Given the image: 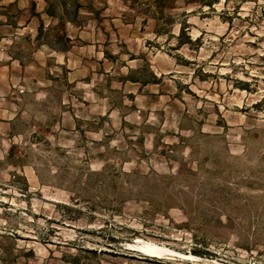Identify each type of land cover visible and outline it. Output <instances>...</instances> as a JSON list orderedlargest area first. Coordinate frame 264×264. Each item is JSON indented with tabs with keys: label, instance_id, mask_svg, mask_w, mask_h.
Masks as SVG:
<instances>
[{
	"label": "rangeland",
	"instance_id": "374dc122",
	"mask_svg": "<svg viewBox=\"0 0 264 264\" xmlns=\"http://www.w3.org/2000/svg\"><path fill=\"white\" fill-rule=\"evenodd\" d=\"M78 1L0 53V264H264V0Z\"/></svg>",
	"mask_w": 264,
	"mask_h": 264
},
{
	"label": "crops",
	"instance_id": "0c3cea01",
	"mask_svg": "<svg viewBox=\"0 0 264 264\" xmlns=\"http://www.w3.org/2000/svg\"><path fill=\"white\" fill-rule=\"evenodd\" d=\"M51 3H53V0H0V5H14L21 11L20 14H26L27 16L26 20L22 22L21 18L18 16L13 17L0 12V25L9 26L15 31L10 33V37H0V51H3L0 53H3L5 59H7L6 62L2 64L3 66L6 65L7 69L15 65L16 60L18 61L15 55V47L12 45L19 41V33H21L19 31L25 33L24 39H31L37 44L40 42V30L42 29V32L43 30H47V24L43 22V19L45 17L50 19L53 18V15L47 12ZM20 26L22 28H20ZM7 43L8 46H5ZM3 59V56H0V61H3Z\"/></svg>",
	"mask_w": 264,
	"mask_h": 264
},
{
	"label": "bare ground",
	"instance_id": "6f19581e",
	"mask_svg": "<svg viewBox=\"0 0 264 264\" xmlns=\"http://www.w3.org/2000/svg\"><path fill=\"white\" fill-rule=\"evenodd\" d=\"M129 247L133 250L140 251L146 255L158 257V258H171L172 256H174L190 261L203 260L202 256L195 254L193 252H185L182 250H178L174 247L168 246L166 244H161L146 239H142L135 243H130Z\"/></svg>",
	"mask_w": 264,
	"mask_h": 264
},
{
	"label": "trees",
	"instance_id": "16d2710c",
	"mask_svg": "<svg viewBox=\"0 0 264 264\" xmlns=\"http://www.w3.org/2000/svg\"><path fill=\"white\" fill-rule=\"evenodd\" d=\"M75 2H76V10H77L79 7H81V4H80V2H79L78 0H75ZM61 5H62L63 7L65 6L63 1H61ZM52 8H53V7H52V4H51L50 7H49V9L47 10V12H48L49 14H51V15L54 16V12H53V9H52ZM40 33H42V29L40 30Z\"/></svg>",
	"mask_w": 264,
	"mask_h": 264
}]
</instances>
